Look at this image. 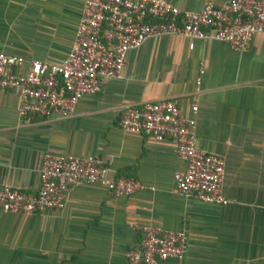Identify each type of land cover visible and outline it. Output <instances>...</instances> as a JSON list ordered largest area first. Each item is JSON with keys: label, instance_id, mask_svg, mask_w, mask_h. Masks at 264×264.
I'll use <instances>...</instances> for the list:
<instances>
[{"label": "crops", "instance_id": "1", "mask_svg": "<svg viewBox=\"0 0 264 264\" xmlns=\"http://www.w3.org/2000/svg\"><path fill=\"white\" fill-rule=\"evenodd\" d=\"M204 1L218 8L227 0L171 3L198 11ZM79 12L80 0H0V52L60 62ZM187 45L180 36L147 39L126 53L117 78L80 97L65 117H20L16 95L0 89V187L34 194L39 159L48 152L95 157L107 178L147 188L113 197L82 184L69 190L60 209L0 211V264H125L143 226L184 233L180 264H264V33L253 35L242 52L212 40ZM161 98L175 100L185 117L196 106L194 147L223 159L224 205L173 193L172 174L185 162L172 140L118 128L124 107Z\"/></svg>", "mask_w": 264, "mask_h": 264}, {"label": "built area", "instance_id": "2", "mask_svg": "<svg viewBox=\"0 0 264 264\" xmlns=\"http://www.w3.org/2000/svg\"><path fill=\"white\" fill-rule=\"evenodd\" d=\"M260 33H264V0H227L218 8L204 1L198 11L179 10L171 0H80L66 56L60 62L46 63L0 52V89L16 95L20 117H65L72 114L80 97L95 93L102 81L117 78L126 53L147 39L180 36L188 41V49L194 40H212L242 52L250 38ZM189 113L190 117L183 116L175 100L161 98L124 107L117 125L124 133L172 140L175 156L185 162L184 170L172 174L176 196L224 205V161L195 149L194 104ZM106 173V166L95 157L43 152L36 192L0 187V211L31 215L60 209L69 190L82 184L101 186L113 197L147 189L134 180L107 178ZM186 249L183 232L143 226L140 244L126 251L125 264H164L167 260L180 264Z\"/></svg>", "mask_w": 264, "mask_h": 264}]
</instances>
